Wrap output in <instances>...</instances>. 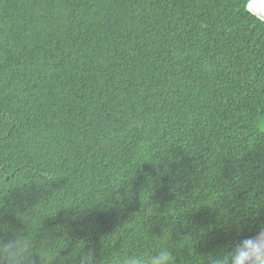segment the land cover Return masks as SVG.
I'll use <instances>...</instances> for the list:
<instances>
[{"label":"trees","instance_id":"obj_1","mask_svg":"<svg viewBox=\"0 0 264 264\" xmlns=\"http://www.w3.org/2000/svg\"><path fill=\"white\" fill-rule=\"evenodd\" d=\"M243 3L0 0V225L101 264L253 235L264 23Z\"/></svg>","mask_w":264,"mask_h":264},{"label":"clouds","instance_id":"obj_2","mask_svg":"<svg viewBox=\"0 0 264 264\" xmlns=\"http://www.w3.org/2000/svg\"><path fill=\"white\" fill-rule=\"evenodd\" d=\"M242 10L259 20L264 17V0H244ZM205 70L213 71L214 65L206 64ZM59 241L52 232L40 228L10 230L0 225V264H101V254L91 246L85 250L84 242L75 256H61L67 239L63 246ZM174 261L172 250L163 248L148 256L122 257L117 264H174ZM105 264H112V260H105ZM196 264H264V222L255 227L253 235L239 237L227 248L200 253Z\"/></svg>","mask_w":264,"mask_h":264},{"label":"water","instance_id":"obj_3","mask_svg":"<svg viewBox=\"0 0 264 264\" xmlns=\"http://www.w3.org/2000/svg\"><path fill=\"white\" fill-rule=\"evenodd\" d=\"M259 20L264 23V17L260 18Z\"/></svg>","mask_w":264,"mask_h":264}]
</instances>
